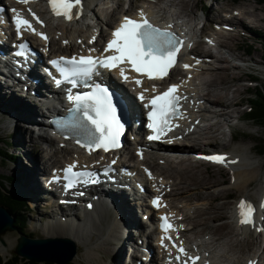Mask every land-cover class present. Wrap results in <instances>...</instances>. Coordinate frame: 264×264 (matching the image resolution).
<instances>
[{"label":"bare ground","instance_id":"6f19581e","mask_svg":"<svg viewBox=\"0 0 264 264\" xmlns=\"http://www.w3.org/2000/svg\"><path fill=\"white\" fill-rule=\"evenodd\" d=\"M42 0H30V3H38ZM99 0H82V14L77 19L80 18H88L90 19V23L87 25H81V27L76 26L73 27L76 29L75 32H70V28L68 26L63 27L59 33H56L54 30L50 31L45 29V31L48 32L49 36L52 35L51 38H49L46 42H41V45L44 48H48V50L56 55L65 54L67 53V56H70L72 52L76 49V43L79 40V47L83 43H86V48H92L89 46V42L93 39L96 40V45H99L100 41L106 37L105 35V28H112L114 26V23L119 22L124 16H126L129 11L122 10L118 7L114 8L108 5L107 3L104 5L98 4ZM135 1V0H134ZM158 1L161 0H145L144 3L147 4V6L140 7L136 10V12L144 11L149 16L153 17L155 21L162 22L165 24L170 23H176L177 27L182 25H189L192 26L190 23L192 20L187 18V16L183 15H174V13L171 11L170 15H168L165 11H169L170 8H178L179 6H182L185 4V0H170V2L166 5L165 1H162L160 6L162 7V14L161 16L158 14L160 11H156V7H158V4H156ZM177 2V3H176ZM118 4L123 3L122 0H117ZM143 3V4H144ZM155 3V4H154ZM157 5V6H155ZM105 6L108 8L107 10H103ZM10 8L11 6H7ZM99 10L98 12L96 11ZM244 9V7H243ZM109 11V12H108ZM213 11H218L216 6H213ZM241 14H244L245 17L242 18V20H237L235 18H230L229 20L226 19H218L217 24H212V27L208 26V23L206 22V27L213 30L215 26L223 25V23L227 22L228 26H231L233 29H238L243 31L245 28H243L242 24H240V21L245 24V22H248L250 17H253V21H251V25L255 28V30H258V27H262V24H264V14H255L256 10L251 12H244L241 11ZM105 15L108 18L107 23H105V28L102 27V16ZM165 15V16H164ZM117 16H119L118 20ZM206 17V16H205ZM207 19V18H206ZM252 19V18H251ZM215 25V26H214ZM261 25V26H260ZM84 26V28H82ZM248 30V29H247ZM253 30V29H252ZM215 32V30H214ZM244 32V31H243ZM251 32V31H250ZM217 33L220 35L219 38H222L221 36H225L224 32L221 30H217ZM245 33V32H244ZM58 35L56 38L55 35ZM11 35L15 37L17 34L16 32H12ZM214 35V34H213ZM216 42L214 44H208L204 42L203 48L199 49V46L196 48V50L193 51L194 58L189 59L188 63L192 65L193 61H199L198 65L199 69L198 72L195 73V70L192 67L191 72L185 73L179 78H176L174 76L170 77V81L176 82L179 85V88L183 94V96L187 97L186 106L190 109L187 111V115L184 119V121L179 124V127L182 129H191V128H199L198 135L196 136L198 139H202L204 134H208V131L212 130V124H207L209 119H212L213 116H217L220 114L222 117L227 116L225 114L224 110L225 108H228L230 106H237L240 105L238 102V95L240 93V89H235L234 91L231 83V75L230 73H223L226 71H229L231 68H233L230 65L225 66L224 68H221L219 70H222V73H217L215 78H205L200 79V72L202 70H206L209 67V64L206 66V62L210 60V56H208L210 53L207 51L213 48H218L225 46V44L221 43L222 41H219L216 37ZM25 39V37L23 38ZM36 39V38H35ZM62 41H67L65 43L64 48L62 45H59L58 51L54 49V46L57 44H61ZM226 43V42H224ZM229 47V46H228ZM254 47L253 45H247V56L250 55L249 48ZM205 50L203 54H200V51ZM207 50V51H206ZM58 52H62L59 53ZM69 52V53H68ZM103 51L100 52L102 54ZM219 54V53H218ZM212 56V55H211ZM217 58L220 61H224L222 56H217ZM9 57H0V85H2L4 88H2L4 93L9 95V99L14 101L15 103H24L22 107H20L19 111H14L10 116V122H7L8 126L14 125V120L16 119H23L25 123L30 128L31 125L44 127L42 123L47 122L49 115L51 114L50 110H47L48 112L43 110V102L40 99L41 95V89L48 86V82H43V79L41 76L43 73H49L47 68L45 66H48L46 62L40 61L39 57H37V68L32 69L24 74H22L18 78H13L7 68L4 62L7 61ZM217 59V60H218ZM225 62L228 64L229 61L225 60ZM253 64V62H251ZM218 65V64H217ZM239 67V66H238ZM213 68H217L216 66ZM220 68V67H219ZM245 74V73H244ZM214 76V75H213ZM254 76V75H250ZM34 77L38 78L39 81L35 82ZM239 79V78H238ZM248 85V84H247ZM0 86V87H2ZM16 87V88H15ZM219 87H223L222 89H219ZM143 89H149L151 90V87L145 85L142 87ZM137 89V92H140L142 89ZM250 88H248L249 91ZM6 91V92H5ZM9 91V92H8ZM222 92V94H220ZM231 93H234L235 95L232 96V100L229 99V95ZM2 95V94H1ZM211 95V96H210ZM15 96L21 97V100H16L17 98ZM216 97V98H214ZM228 98V99H227ZM9 99H7L6 104L4 107H1V113L5 117L6 120H8V113L9 109L7 107V104L9 103ZM40 102V103H39ZM132 108H133V117L137 120V115L139 114V107L140 105L136 101H131ZM242 104V103H241ZM214 107V110H213ZM6 111V113H4ZM7 116V118H6ZM42 118V119H41ZM214 120V119H213ZM198 122V123H197ZM211 123V122H210ZM255 123V122H253ZM211 127V128H210ZM24 130H26V127H23ZM22 127H16V129L20 130L23 129ZM36 128V127H35ZM43 129V128H42ZM144 129H139L137 131V138H139V135H141V132H143ZM207 132V133H206ZM217 131L215 133L210 132L209 135L211 138L217 137ZM41 139L45 141V143H53V139L47 134V132L44 130L43 133L40 135ZM18 139V138H17ZM18 141V140H17ZM31 144L34 143L33 139H31ZM128 144H132L133 148L129 146H124L120 151L116 152L115 155H104L95 153L91 155L90 157H86L81 151L78 150H66L63 147L57 146L55 148L51 147L52 149H48L47 153H44L43 149V155L41 159L33 166V170L26 175L25 180L21 178L20 182H24V184H21V189L23 190L21 193L25 195L26 197H30V199L37 201L39 199V193L38 191L40 189V186H42V182L40 181L41 175L48 171V177H46V180H49L53 174H50L52 167L47 168V166L50 164V162H54L53 165L54 169L56 171H60L63 169L65 165L71 164L74 161L78 163H85L90 167H94L97 164H102V166H105L111 161L114 156L118 157L117 165H120L122 162H124V158H128V161L134 162L131 163L132 165V171L134 172L135 176H138L141 178L143 182L146 184V190L149 193H162V200L165 201L167 206L163 209H160L155 212L154 218L156 221V218L159 216V213L166 212L168 216L173 217L176 222L177 232L175 233H181V240L187 243V241L190 240H196L198 239L196 243L190 245V247L199 249L200 252L203 255H208L210 258L211 264H231L230 260H232V256L235 254V250L239 247H241L240 243L237 241L231 240L226 244L225 246L221 248L213 247V243L218 242L221 238H224V236H229L233 232H228L225 234H219L221 235L219 239L206 237L207 234L204 236L192 239L189 235V233L193 232L195 228L206 225L207 221L205 220H198L195 221L196 218H199L203 215H205L208 212H205L202 214L201 211H195L192 214H188L190 212H184L183 214H180V210H171L170 205L168 202V199H166L167 196L173 195L175 196V193L181 190V187L177 184V177H169L165 175L166 173L170 171L177 170L179 167L175 166L176 164H182L184 163V159H180L179 161H174L172 158L179 152L185 151L186 147L184 145H178L177 147H169V148H158L157 145L154 144H147L143 137H140V140L136 142V144L130 143L127 141ZM213 142V141H211ZM58 141H56V144ZM208 144V143H207ZM35 145V144H34ZM37 146V145H36ZM40 150V146L36 147ZM143 149V155L138 156L137 150ZM135 150V151H134ZM59 152L61 154H66L67 158L62 160L54 161L53 159L55 157H58ZM236 152V151H235ZM235 152L229 153L231 155H227L229 161H237L235 163L231 164V169L236 174V184L235 186H239L242 182L246 181V179H251L255 173H256V167L252 165L251 158L248 156H242L238 155ZM60 154V155H61ZM157 154L160 155L156 161L155 159L151 158V155ZM64 156V155H63ZM250 158V159H249ZM166 162H164V161ZM98 161V163H96ZM155 161L157 163H161L163 165H167L164 168H160L159 166L155 165ZM159 163V164H160ZM204 163V162H202ZM175 164V165H174ZM208 164V163H205ZM221 164V163H220ZM210 165V164H208ZM215 166V165H212ZM45 167V170H42ZM218 167V166H217ZM47 168V169H46ZM145 169H150V173L146 174ZM173 169V170H171ZM191 169V168H190ZM157 171V172H155ZM53 173V172H52ZM180 174V173H179ZM189 175V181L186 183L187 188L195 187L200 184H203L204 177H202L203 174H194L193 172H189L188 170H184L181 176H187ZM185 180V179H184ZM180 182H183V178ZM185 183V182H184ZM167 185H170V189H167ZM175 186V188L173 187ZM186 187H183L185 189ZM163 191H165L163 193ZM42 192V191H41ZM112 192V191H109ZM228 197L230 194H227ZM144 195H138L133 194V196L129 197L127 200H120L118 201L111 193H103L101 192L98 197L96 198V206L92 209H87L84 212V217L76 215L74 209L69 208L68 212H64L63 210H54V218L51 219L48 223V233L45 235L47 238H54L57 237H64L67 238L70 241H75L78 243H81L86 247L88 250L86 253V257L89 261H93L94 264L98 262V259H101L98 257L99 253H108L111 251L112 254H120V258L123 254V251H120V246H116L117 243H114L115 240H122V243L126 239H130L131 235H133V232L137 231L138 237H145L147 241L149 242V239L152 237V234H155V231L151 233V231L146 232L145 226L147 227L145 221L143 219H137V213L141 211V216L143 215L142 209L150 203L151 197L153 195H150L149 202L148 203H142ZM185 202H188L187 199L181 198ZM250 202H253V200H249ZM28 202V200H27ZM87 202L85 205H88ZM92 204V203H91ZM185 207V206H184ZM223 210L224 207L222 206ZM189 211V210H188ZM198 212V213H197ZM201 212V213H200ZM202 214V215H201ZM137 216V217H136ZM78 220L80 223L76 222ZM210 218V217H209ZM214 220L218 219H226V214L221 216L220 218H210ZM234 221L236 222L235 218L233 217ZM192 221V223L190 222ZM209 222V220H208ZM190 224V225H189ZM223 228H228V225L222 226ZM134 228V229H133ZM263 228L261 224L258 222H255L253 225H244L240 226L238 235L247 236L250 234L256 235L257 229ZM125 233V234H124ZM260 234V232H258ZM192 234V233H191ZM125 235L127 237L125 238ZM192 236H194L192 234ZM135 238V237H134ZM0 240L3 239L1 238ZM74 242V243H75ZM126 242V241H125ZM240 242V241H239ZM244 246V245H242ZM126 248V247H125ZM154 248L153 244L147 245L145 248V252L149 253ZM242 248V247H241ZM244 247V252H245ZM252 248V247H251ZM3 248V244L0 242V251H6ZM138 250V249H137ZM196 253H198L196 251ZM55 254V253H54ZM242 254V253H241ZM264 254V252H263ZM65 255V254H64ZM64 255H61L63 257ZM100 255V254H99ZM160 253L157 252V256H159ZM246 256V263L248 260H259L260 255L255 254L254 256H251L249 253ZM131 260L134 264L137 263V258H139V255L135 254V252H132L130 254ZM231 257V258H230ZM59 258V257H58ZM58 258H55L58 259ZM234 258V257H233ZM141 260V259H140ZM71 261V259H70ZM236 262L238 260H235ZM235 262V264H236ZM240 262V261H238ZM130 261H127L126 264H129ZM245 263V264H246ZM259 263V262H258ZM140 264H144V262L140 261ZM241 264V263H239ZM244 264V263H243ZM261 264V263H260Z\"/></svg>","mask_w":264,"mask_h":264},{"label":"rangeland","instance_id":"374dc122","mask_svg":"<svg viewBox=\"0 0 264 264\" xmlns=\"http://www.w3.org/2000/svg\"><path fill=\"white\" fill-rule=\"evenodd\" d=\"M139 1L134 2V0H122L123 3L118 4L117 0H99L98 4L102 6L107 3L111 7L114 8L118 7L122 10V12H124L126 7L128 8V10H134L135 8L142 5L141 0ZM164 1L166 5L170 2V0H164ZM185 1L186 2L184 5L174 9L170 8L169 11H165V12L168 15H170V12L172 11L174 15L187 16V18L191 19L192 22H194L195 20L194 23L196 27L199 26L200 23L202 22L203 13L206 16L205 20L208 23L209 27H212V24H217L218 19H223L221 15L222 11L231 5H233V7L243 6L244 12L253 13V11L256 10L255 14L257 13L264 14V5L257 4L255 0H185ZM155 2H157L156 4H158V7H156L158 8L157 10L161 12V14L159 15L161 16L162 14H165L162 13V7L160 6L162 1L160 2L155 1ZM213 6H216L218 11H213ZM107 9L108 8L105 6L103 10H107ZM96 11L98 12L99 10L96 9ZM102 21H103L102 27L104 28L105 27L104 24L107 23L108 18L105 15H103ZM251 21H253L252 16L250 17L248 22H245V24H243L240 21V24H242L243 28H245L243 31L245 32V35L247 37H242L240 34L241 33L240 30H238L237 32L234 31L232 34H229L227 36L226 35L221 36L222 38H219L218 36L220 35L217 33V31H215L213 36L216 37L219 41H222L221 43L225 44V46L213 48L208 51L206 50L208 53H210L208 55L210 56V60L211 59L213 60L211 61V63H213L214 67L216 66L217 68L211 67L206 70H202L200 72L199 78L203 80L205 78H210V77L215 78V75L219 76L217 75V73H222L221 72L222 70L219 69L224 68L227 65H230L233 68L223 73H230L231 75H233V77H231L232 80L231 85L234 91L240 89V87L242 88V90H240V93L238 95V102L240 105L230 106L228 108H225L224 112L225 114H227V116L222 117L220 114H218L217 116H213L212 119H210V121L207 122V124L209 125L214 123V125H212V130L211 131L209 130L208 134L210 132L215 133L217 131L218 132L216 133L217 137L212 138L211 141L213 142L210 141L208 144H203L200 142V146L203 150L206 151L216 149V150H225L229 153L236 151L235 153L238 155H242V156L246 155L251 158L249 159L253 163L252 165L256 167L255 168L257 170L256 173L252 177H250L251 179H246V181L242 182L239 186L236 187L235 186L237 182L236 174L231 169L232 174L234 176V182L232 184L233 177L227 171L230 170L228 164L217 167L202 162H191L187 159H184L185 160L184 163L176 164V165L174 164L175 166L179 167L177 170L175 169L174 171H170L165 174L169 177L176 176L178 179L177 184L179 187H181V190L176 192L174 197H176V199L182 202H177L173 200L172 197H169V199L174 202V204L172 205H175L178 208L182 207L183 210L190 212L188 214H192L195 211H201L202 214L208 212L205 215L196 218L195 221L205 220L207 218L205 220L207 221V224L195 228V230L191 232L194 236H192V234L189 233L192 239L198 237L202 238V236H204L205 234H207L206 237H210V238L216 237L217 239H219L221 238L220 237L221 235L219 234L226 235L228 232H233L229 236H224V238H221L218 242L216 243L214 242L213 247L221 248L226 244H228V242L231 240L237 241L238 243L244 245V246L240 245L242 248L239 247L238 250L236 249L234 253L235 255L232 256V258L230 257L232 259L230 260L231 264H235L236 262L235 260L240 261V262L237 261L236 264L242 263L244 259H246L245 255H247L248 253L251 256H254L255 254H259L260 255L259 262L261 264H264V254H263L264 235L263 234L260 235L259 233H256V235L250 234L247 236L238 235L239 227L236 226L231 219L233 214L232 211H233L234 203L238 196L240 195L249 196L251 197L248 198L249 200L251 199L257 202L258 198L261 195H264V153L258 151L259 149L263 150L264 127L257 126L252 121L249 120L246 121L244 120L243 117V113L246 112L247 108L249 107L248 99L250 93H248V88H250V86L247 85V79L253 77L244 73H252L253 75L257 76L258 84H259L258 86L264 90V48L261 47L260 44L256 43L257 41H255L256 39H260L264 43V28L258 27L259 31L255 30L253 25H251ZM262 26L264 27V24H262ZM68 27L73 28L76 26L71 25ZM83 27L84 26H82V28ZM60 28L62 29V27H56V31L60 32L61 31ZM47 29H52V27L48 25ZM75 31L76 29L74 28L70 29V32H75ZM207 32H208V28H207ZM251 42H254L255 44L253 45ZM246 43H248L247 45L254 46L249 48V51L251 52L249 56H247V48L243 47ZM204 52L205 50L200 51V54H203ZM217 56L220 57L222 56L224 61H220L217 58ZM238 58H244L250 61L249 66L252 68L242 69V72H244L242 73L240 71V68L236 65L237 62L234 61L237 60ZM225 60L229 61V63L227 64ZM251 62H253V64ZM254 64H262V66H256ZM2 88L4 87L3 86L0 87V101H2L0 102V137L3 138L8 143H3V150L6 153V156L0 157V174L3 176L14 175L16 177L17 181L12 186L7 183H5L4 185L7 184L5 187L6 190L9 191L12 190L14 193H17L18 191L19 192L23 191L21 189L20 183L24 184L25 181L20 182L21 178L25 180L26 175H28L33 170V166L41 159L43 155V149H44V153L46 154L48 149L50 150L52 149L51 147L53 148L56 147V143L53 141V143L47 144L40 137L38 136L34 137L33 132L35 128L33 127V125H31V127L29 128L28 125L25 123V121L21 118L16 119L14 120V122H12L15 123V126L7 125V122H10L9 120L11 114L14 111H19L20 107H22L24 103L22 104L15 103L14 101L11 100L12 98L9 99V95L4 93V91H1L3 90ZM222 88L223 87H219V89ZM222 92L223 91H221L220 94H222ZM234 95H235L234 93H231L228 98L232 100L233 98L232 96ZM15 97L17 98L16 100L18 101L21 100V97L18 96ZM7 99H9V103L7 104V107L9 109L8 120H6L3 114L1 113V107L5 106ZM4 113H6V111ZM236 118H242V120L239 121L234 126H231L230 127L231 131H230L227 128V124L235 123L237 121ZM16 127H22V128L26 127L25 128L26 130H24V128L18 130L16 129ZM31 139H33L34 141L33 144H31L30 142ZM36 145L40 146V150L36 148L37 147ZM60 154L61 153L59 152L58 157H55L53 160L59 161L62 160L63 158L64 159L67 158V155L65 153L61 155ZM9 156H13V160H11ZM156 158L155 160L158 161V159ZM254 160H256L255 163ZM156 161L154 164L159 166L160 168H164L167 166L161 164L160 162L159 164ZM53 164L54 162H50L47 168L50 169L51 167L50 165ZM42 170H45V167ZM184 170L186 171L188 170L189 172H193L194 174H199V175L203 174L202 177H204L205 179L204 182H202L203 184L198 185V187L195 186V187L187 188L186 183L189 181L188 177L190 176L189 175L184 177L181 176ZM44 175H46V173H44ZM182 178H183V182H180ZM173 187L175 188V186ZM183 187L186 188L183 189ZM40 189L41 191H44L43 186H40ZM41 191L40 190L38 191L39 199L37 201H34L30 199V197H27L28 200L27 203L29 205L28 206L29 215L27 216V220H26L27 225L21 228L23 229V233L25 236L32 238H47L45 236L48 233L47 223L55 217L54 210L56 208L53 207L52 202H50V200L47 201L45 199H42L43 195L42 193H40ZM227 194H230V196L228 197ZM181 198L187 199L188 202H185ZM222 206L224 207V210ZM63 211L67 212L68 209L64 208ZM76 214L80 216V213L76 212ZM224 214H226V219L210 220V218H218V217L220 218L221 216L223 217ZM137 216H136L137 219L139 220L142 219L141 211L137 213ZM81 217L79 220H82ZM79 220L77 218L76 222L80 223ZM190 222L192 223V221ZM226 225H228V228L222 227ZM261 225L263 226L262 229L264 230V221L263 223H261ZM145 231L148 232V228L146 226H145ZM19 232L20 231L18 229H15L12 231H6L5 233L0 235V239L1 238L3 239V242L2 240H0V242L3 244V248H5L4 250H6V251H2V250L0 251V257H9L11 255V253L14 251V247L16 245V240L19 235ZM126 237L127 235H125V238ZM60 238H64V237H60ZM131 238L132 240L126 239L125 240L126 242L124 241V243H122V240L114 241V243H117L116 246L121 245L120 251L124 249L121 258H120V254L114 255L111 253V251L106 254L101 252L99 253L100 255L98 254V257L101 259H98V262L96 264H126L127 261H130L129 264H133L130 254L132 252H135V254L137 253L139 257L142 256V248L140 247V243L142 239L143 242L145 243H148V241L145 237H138L137 231L133 232ZM152 242L153 240L151 237L149 239V245L150 243L152 244ZM244 247H246L245 252L243 249ZM87 251L88 250L84 245H82L81 243L77 244V242H75L74 243L75 253L71 261L69 260L65 263L56 262V264H67L68 262H70L71 264H94L93 261H89L87 259L86 257ZM58 257H59L58 254L56 253L53 254L54 260L55 258ZM33 258L36 257L33 256ZM137 261L140 262V258H137ZM245 263L246 262H244V264ZM21 264H24V262H22Z\"/></svg>","mask_w":264,"mask_h":264},{"label":"snow or ice","instance_id":"6c2138e0","mask_svg":"<svg viewBox=\"0 0 264 264\" xmlns=\"http://www.w3.org/2000/svg\"><path fill=\"white\" fill-rule=\"evenodd\" d=\"M20 3H29L30 0H19ZM52 13L57 17H65L68 21L78 19L82 14V0H48ZM73 9H77L75 16ZM15 15L12 22L17 36L22 41L23 31L30 30L36 33V29L29 19L24 18L17 9H11ZM37 23H42L39 17L32 13ZM141 19L137 20L129 16H124L122 22L112 33V38L107 41L103 53L93 56L91 53L95 49H89L88 55H73L70 58L61 56L50 61L52 68L58 73L54 78L56 85L67 83L70 85L66 98L72 102L74 107L71 109L76 113L72 126L85 132V137L81 139L79 135L75 137L76 143L89 151L102 149L108 152L112 149L121 147V136L125 132V124L118 114V102L115 101V93L96 77L101 75V69L116 70L124 82H134L135 85H142L141 79L130 76L129 73L147 77L150 80H162L169 75L177 63V55L181 50L182 41L171 31L162 30L154 26L145 16L143 11L140 13ZM41 38L47 40V36L38 33ZM94 42V41H93ZM67 43V41L65 42ZM14 56L17 59L18 67H22L28 62L30 57L29 45L21 42L16 45ZM187 69L190 65H184ZM19 75V72L17 73ZM84 91L73 92L75 89ZM149 89H141L138 99L143 102V107L147 109V127L151 129L152 135L149 140H160L163 135L173 128L172 121L183 118L181 111L182 100L187 97L179 93V85L172 84L166 91L159 94L146 95ZM198 123V122H197ZM63 136V129L67 126L65 122L59 121L55 125ZM178 126V125H177ZM171 142V140H169ZM142 155V154H141ZM216 163H235L229 161L223 154H215L202 157ZM115 164V161H112ZM79 169V170H78ZM109 170L105 169L107 174ZM147 171V170H145ZM62 176L54 179H62L67 190L75 189L81 185L96 184L99 182V173L89 170L88 166L82 168L78 162L74 161L61 170ZM151 175V173H148ZM83 195V193H79ZM153 204L159 208L160 198L154 199ZM91 208L92 205L88 204ZM241 226L253 225L254 207L247 201L241 200L237 207ZM162 231L169 233L174 226L169 222L167 215L160 218ZM165 239L172 240L171 236H163L161 243ZM173 247L177 248L178 254L175 257L177 264H196L200 258L188 254L186 249L177 246L173 241Z\"/></svg>","mask_w":264,"mask_h":264},{"label":"trees","instance_id":"16d2710c","mask_svg":"<svg viewBox=\"0 0 264 264\" xmlns=\"http://www.w3.org/2000/svg\"><path fill=\"white\" fill-rule=\"evenodd\" d=\"M258 3L264 4V0H256ZM264 48V46H263ZM252 92V91H249ZM249 102L251 103V110L247 111L245 114L249 120H252L256 124L264 126V91L255 88V91L249 95ZM3 143L6 142L3 138L0 137V157L6 156V153L3 150ZM260 152L264 153V150H260ZM11 160H13V156H9ZM16 177L12 176H3L0 174V204L5 206L13 220V225L23 233V227L27 225V216L29 215L28 211V203L27 200L14 193L12 190H6V185H13L16 182ZM7 183L6 185H4ZM54 264L50 261H45L43 263H38L35 260H27L25 258L19 257L14 252L11 253L9 257H0V264ZM71 264V263H68Z\"/></svg>","mask_w":264,"mask_h":264},{"label":"water","instance_id":"95a60500","mask_svg":"<svg viewBox=\"0 0 264 264\" xmlns=\"http://www.w3.org/2000/svg\"><path fill=\"white\" fill-rule=\"evenodd\" d=\"M10 212L0 205V235L6 231L15 230ZM14 252L20 257L33 259L36 261H51L57 263H65L72 259L74 255V243L67 238H32L19 234L17 237ZM30 254H29V253ZM59 255L54 260L53 254ZM61 254H65L61 257ZM36 258H33V256Z\"/></svg>","mask_w":264,"mask_h":264}]
</instances>
